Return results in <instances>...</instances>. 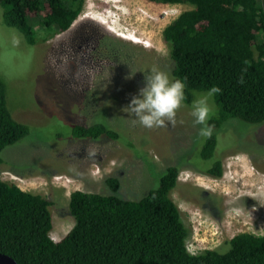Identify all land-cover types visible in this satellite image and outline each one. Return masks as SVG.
<instances>
[{
	"label": "rangeland",
	"instance_id": "1",
	"mask_svg": "<svg viewBox=\"0 0 264 264\" xmlns=\"http://www.w3.org/2000/svg\"><path fill=\"white\" fill-rule=\"evenodd\" d=\"M190 8L149 0H86L66 33L48 35L36 20L31 42L5 22L0 5V78L13 116L30 127L25 138L2 151L0 179L51 201L54 240L75 224L69 210L73 191L111 193L106 180L114 176L120 196L142 198L172 165L180 167L172 196L190 230L191 253L241 232L264 234V122L232 118L211 128L207 122L217 109L211 96L203 127L218 137L215 158L223 155L224 170L214 178L204 173L213 163L199 153L208 134L193 123L192 106L182 100L174 123L165 120L151 128L134 122L124 109L153 69L176 79L163 30ZM97 122L119 131L122 140L73 135L75 125Z\"/></svg>",
	"mask_w": 264,
	"mask_h": 264
},
{
	"label": "trees",
	"instance_id": "2",
	"mask_svg": "<svg viewBox=\"0 0 264 264\" xmlns=\"http://www.w3.org/2000/svg\"><path fill=\"white\" fill-rule=\"evenodd\" d=\"M85 1L0 0V5L5 22L34 42L36 20L48 35L63 33L79 18ZM149 1L192 6L163 30L173 77L185 84L183 102L192 106L215 87L217 109L209 127L219 128L232 118L264 122V0ZM29 133V125L13 116L0 78V165L5 147ZM73 135L123 138L98 122L75 125ZM218 146L211 133L199 150L203 160L213 162L204 173L214 178L224 173L223 155L215 158ZM179 172L177 165L167 167L158 185L138 199L120 196L114 176L106 180L111 193L73 191L69 210L75 224L60 240L51 236V201L0 179V252L19 264H264V234L241 232L215 248L189 251L190 230L172 196Z\"/></svg>",
	"mask_w": 264,
	"mask_h": 264
},
{
	"label": "clouds",
	"instance_id": "3",
	"mask_svg": "<svg viewBox=\"0 0 264 264\" xmlns=\"http://www.w3.org/2000/svg\"><path fill=\"white\" fill-rule=\"evenodd\" d=\"M184 87L183 82L171 81L166 73L153 69L145 76V85L139 89V94L134 95L124 109L135 117L134 122L138 121L144 127L161 126L165 120L174 123L176 109L184 98ZM218 91V88L213 87L192 103L193 123L202 126L201 134L207 135L210 131L203 125L209 117L208 101Z\"/></svg>",
	"mask_w": 264,
	"mask_h": 264
},
{
	"label": "water",
	"instance_id": "4",
	"mask_svg": "<svg viewBox=\"0 0 264 264\" xmlns=\"http://www.w3.org/2000/svg\"><path fill=\"white\" fill-rule=\"evenodd\" d=\"M0 264H19L12 256L0 252Z\"/></svg>",
	"mask_w": 264,
	"mask_h": 264
},
{
	"label": "bare ground",
	"instance_id": "5",
	"mask_svg": "<svg viewBox=\"0 0 264 264\" xmlns=\"http://www.w3.org/2000/svg\"><path fill=\"white\" fill-rule=\"evenodd\" d=\"M101 20H102V18H101ZM120 35L122 36V34L120 33ZM125 37H128V38H130V39H134V40H137V38H135V36H133V35H124ZM149 45V44H148ZM242 157V156H241ZM239 162V161H238ZM241 168V167H240ZM253 168V167H252ZM261 174V173H260Z\"/></svg>",
	"mask_w": 264,
	"mask_h": 264
},
{
	"label": "flooded vegetation",
	"instance_id": "6",
	"mask_svg": "<svg viewBox=\"0 0 264 264\" xmlns=\"http://www.w3.org/2000/svg\"><path fill=\"white\" fill-rule=\"evenodd\" d=\"M67 31H69V29H68ZM67 31H65V32H63V33H66ZM63 33H60V34H63Z\"/></svg>",
	"mask_w": 264,
	"mask_h": 264
}]
</instances>
